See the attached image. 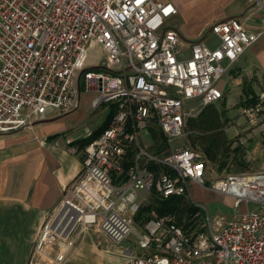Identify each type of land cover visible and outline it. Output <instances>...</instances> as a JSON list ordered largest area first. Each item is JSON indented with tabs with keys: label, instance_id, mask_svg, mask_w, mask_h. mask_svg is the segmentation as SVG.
<instances>
[{
	"label": "built area",
	"instance_id": "built-area-1",
	"mask_svg": "<svg viewBox=\"0 0 264 264\" xmlns=\"http://www.w3.org/2000/svg\"><path fill=\"white\" fill-rule=\"evenodd\" d=\"M175 15L168 0H0V135L30 129L32 116L48 110L78 109L83 91L94 94L93 109L113 111L84 147L81 173L41 224L27 264H64L78 227L116 245L135 234L140 253L121 264H264V172L206 180L207 161L185 131L188 119L223 98L219 81L259 36L231 18L183 44L168 26ZM183 45L188 58L180 56ZM93 49L101 58L83 69ZM190 101L202 107L186 113ZM262 106L264 95L242 118L261 123ZM149 128L160 131L161 143H143L140 133ZM92 134L85 128V138ZM182 139L185 145L173 147ZM192 184L232 200L227 223L202 214ZM173 196L197 209L187 228L147 209ZM139 212L142 230L135 232Z\"/></svg>",
	"mask_w": 264,
	"mask_h": 264
},
{
	"label": "crops",
	"instance_id": "crops-1",
	"mask_svg": "<svg viewBox=\"0 0 264 264\" xmlns=\"http://www.w3.org/2000/svg\"><path fill=\"white\" fill-rule=\"evenodd\" d=\"M168 1L177 10V15L168 21V26L176 29L181 39H190L188 43L200 40L211 24L231 18L236 19L249 33L258 35L257 41L225 74L235 72L236 99L238 97L244 107L248 99L257 100L264 95V0ZM183 47L187 51L186 46ZM87 94L84 101L91 99L87 108L97 110L100 106L96 109L91 107L94 94ZM78 109L64 115L56 110L46 111L42 117L32 116L30 129L0 135V264H27L41 224L61 201L65 189L81 173L83 150L78 151L73 143L84 139V134L77 138L70 133L72 128L64 125L54 129L59 121H67ZM105 109L106 116L102 123L97 128H88L92 132L98 131L106 122L110 109L107 106ZM47 114L50 116L47 117ZM242 119L243 123L237 125L240 136L249 130L248 127L244 128L248 123ZM48 122L50 124H43ZM245 138L246 135L243 140ZM260 169L264 170V166ZM143 214L139 212L135 216V232L142 230ZM90 229L94 228L78 227L74 231V247L64 264H121L129 254L140 253L136 237L134 253L123 243H112L96 229L95 233L102 234L105 241L94 242L87 235Z\"/></svg>",
	"mask_w": 264,
	"mask_h": 264
},
{
	"label": "rangeland",
	"instance_id": "rangeland-1",
	"mask_svg": "<svg viewBox=\"0 0 264 264\" xmlns=\"http://www.w3.org/2000/svg\"><path fill=\"white\" fill-rule=\"evenodd\" d=\"M184 40L187 42H185ZM189 40L190 39H181V42L183 44H187ZM207 42L210 45L215 44V41L212 38ZM182 47L183 46H178V48ZM181 50L182 51L180 52V56L182 58H188L189 52L186 51L184 47ZM100 58L101 53L98 50H90L87 57L83 60V69L90 67V65L88 64L89 61H92L93 64H97ZM234 77L235 72L230 73L229 75L225 74L221 78L219 82V88L223 90L224 87V98L214 104L217 110L223 113V119H226V123L223 126V133L225 135V147L228 149L227 153H225L227 154V156L221 155L219 157V161L223 163L222 165L207 163V171L205 173L206 180H213L225 176L227 174L264 171L260 169V167L264 166V121H262L261 123L258 122L256 124H252L248 121V118L245 117L244 122H247L248 124L244 128L248 127L249 130L245 132L244 135H246V138L245 140H243L244 135L240 136L241 134L240 131L237 129V125L243 123L241 121L242 111L243 109H246V107L242 105V102L241 100L239 101L238 97L236 99L235 81L233 80ZM87 95L88 94L84 91L81 93L79 109L76 111L75 114L68 118L67 121H59L58 125L55 126L54 129L60 128V125L70 127V129L72 128L70 133H73L75 134V136H77V138H80L83 136L85 128L94 129L102 123L106 116V105L100 106L97 110H92L91 108L88 109L87 103L91 99H89L88 102L84 101V97H86ZM201 107L202 106L199 101H190L187 103L185 111L186 113H195ZM262 111H264V106H262ZM49 116L50 115L47 114V117ZM73 117L74 120L70 121V119H72ZM252 117H254V115H252ZM239 119L240 121H238ZM43 124L47 125L50 124V122ZM186 134L187 138H189V133L186 132ZM140 137L144 144H147V142L151 140H153L154 143L162 142L161 133L160 131H158L157 128L147 129V131L140 133ZM183 144L184 139L175 140L174 142H172L173 147L181 145L183 146ZM189 193L193 202L203 207L201 208L202 214H206L207 212L209 219L212 221V224H214L215 221H222V223H227L230 220L231 215H233L235 212L231 205L232 200L228 197H223L215 193L209 192L206 189L204 190L194 184L189 187ZM187 200L190 201L189 198H187ZM253 208V204H250L248 206L249 210H253ZM243 209H245L244 206L242 207V210ZM196 213L197 212L195 211L193 213V216L196 215ZM190 219L191 217L189 218V220ZM202 219L203 218L200 217V219L198 220H192L191 223H201ZM134 229H136L135 223ZM87 235H89L94 242L105 241L104 236L100 233H95L94 229H90ZM134 240L135 234L132 233L123 242V246L133 249L134 251Z\"/></svg>",
	"mask_w": 264,
	"mask_h": 264
},
{
	"label": "trees",
	"instance_id": "trees-1",
	"mask_svg": "<svg viewBox=\"0 0 264 264\" xmlns=\"http://www.w3.org/2000/svg\"><path fill=\"white\" fill-rule=\"evenodd\" d=\"M256 104V98H250L246 101V108ZM113 111L107 115V120L104 125L96 132H93L91 137L74 141L78 151L91 142L98 134H100L108 125ZM226 119H223V113L217 110L214 105H208L201 109L196 117L190 118L186 122L185 131L189 133V146L202 154L207 163L223 164L219 161L221 155L227 156L228 149L225 147V135L223 126ZM156 211L159 216L172 215L177 224L187 228V221L197 210L190 204L186 198L181 196H173L169 199L158 201L155 206L147 209Z\"/></svg>",
	"mask_w": 264,
	"mask_h": 264
}]
</instances>
